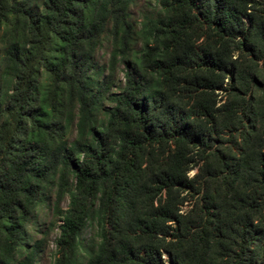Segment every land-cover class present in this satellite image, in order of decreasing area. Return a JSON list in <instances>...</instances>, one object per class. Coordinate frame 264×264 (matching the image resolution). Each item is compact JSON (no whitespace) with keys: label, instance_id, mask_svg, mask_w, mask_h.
I'll return each mask as SVG.
<instances>
[{"label":"trees","instance_id":"16d2710c","mask_svg":"<svg viewBox=\"0 0 264 264\" xmlns=\"http://www.w3.org/2000/svg\"><path fill=\"white\" fill-rule=\"evenodd\" d=\"M151 1L0 0V264H264V0Z\"/></svg>","mask_w":264,"mask_h":264},{"label":"rangeland","instance_id":"374dc122","mask_svg":"<svg viewBox=\"0 0 264 264\" xmlns=\"http://www.w3.org/2000/svg\"><path fill=\"white\" fill-rule=\"evenodd\" d=\"M157 6L154 1L151 0H135V4L131 8L132 18L135 22L137 28H140V23L143 18L147 15H154L157 13ZM141 48V44L139 45ZM112 52L111 41L109 36H105L102 46L97 54V68H103L107 66L110 55ZM124 83V74L123 68L120 67L116 78H115V87L112 89V93H119L120 89L123 87ZM111 104L106 103V108H110ZM53 201L50 200L49 203H46L42 206L36 213L35 224L31 226L30 233L37 240H45V247L43 252L38 259L36 264H53L56 251V239L58 237L57 229L52 230V225L55 221L53 214ZM67 204H64L66 207ZM94 236V230L88 229L84 234V240L89 241Z\"/></svg>","mask_w":264,"mask_h":264}]
</instances>
